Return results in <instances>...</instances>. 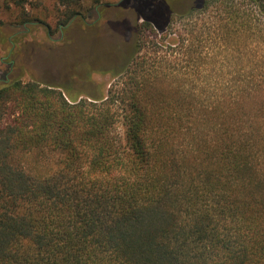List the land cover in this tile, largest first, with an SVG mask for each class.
Wrapping results in <instances>:
<instances>
[{
  "label": "trees",
  "instance_id": "obj_1",
  "mask_svg": "<svg viewBox=\"0 0 264 264\" xmlns=\"http://www.w3.org/2000/svg\"><path fill=\"white\" fill-rule=\"evenodd\" d=\"M85 1L109 8L53 0L58 22ZM12 3L8 28L39 23L29 0ZM163 6L160 35L137 32L105 92L76 62L66 82H43L13 38L0 264H264V0Z\"/></svg>",
  "mask_w": 264,
  "mask_h": 264
},
{
  "label": "rangeland",
  "instance_id": "obj_2",
  "mask_svg": "<svg viewBox=\"0 0 264 264\" xmlns=\"http://www.w3.org/2000/svg\"><path fill=\"white\" fill-rule=\"evenodd\" d=\"M15 0H0V29L4 34L25 30L22 25L8 28L9 23L18 20L22 11ZM121 0H106L108 4L118 5ZM195 0H170L174 11H182ZM119 6H110L102 17L95 21L96 12L91 2L85 1L80 15L74 17L67 25L58 22L53 0H29L25 10L39 17V23L28 31L19 33L15 38L17 45L24 46L22 59L45 83L66 82V71L71 62L80 64L84 70L92 68V78L100 85L103 92L113 81L117 64L137 37L150 41L160 35L155 22L161 24L163 13L158 7L149 8L140 13L137 0H127ZM90 12V16H88ZM174 12V14H175ZM151 20L144 29V19ZM177 16L170 17V27L178 21ZM41 23V24H40ZM43 23V24H42ZM17 47V46H16ZM9 46L0 40V56H4ZM4 66H0V77ZM79 70V69H78ZM28 75L24 73V78Z\"/></svg>",
  "mask_w": 264,
  "mask_h": 264
},
{
  "label": "flooded vegetation",
  "instance_id": "obj_3",
  "mask_svg": "<svg viewBox=\"0 0 264 264\" xmlns=\"http://www.w3.org/2000/svg\"><path fill=\"white\" fill-rule=\"evenodd\" d=\"M127 1V0H125ZM158 2V3H156ZM146 3H148L149 5H160V7H158L163 13V17H164V21L167 19V10L165 9V7L163 6L164 4V0H146ZM121 4H125L124 1ZM101 6V5H100ZM109 8L110 6H118L115 4H109L108 5ZM163 6V7H161ZM95 12H96V19L95 21H98L101 17H102V12L99 10V6H95L94 7ZM90 12H88V16H90ZM38 22H30V23H24L22 24V26L25 28V30H19L16 32H13L11 34H8V40L10 42V47L8 48L7 52L5 53L4 56H0V66H4L3 72H2V76L0 77V85L3 83H6L10 80L11 76L13 75V69H14V58L12 56V51L14 50L15 47V43L13 38H15L19 33L24 32V31H28L30 30V28L34 27V25H36Z\"/></svg>",
  "mask_w": 264,
  "mask_h": 264
}]
</instances>
